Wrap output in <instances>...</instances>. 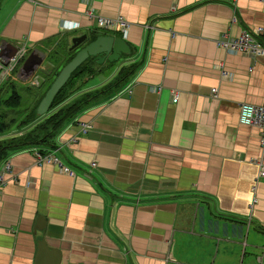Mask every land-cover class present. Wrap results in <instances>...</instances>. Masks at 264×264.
I'll use <instances>...</instances> for the list:
<instances>
[{
  "label": "crops",
  "instance_id": "crops-1",
  "mask_svg": "<svg viewBox=\"0 0 264 264\" xmlns=\"http://www.w3.org/2000/svg\"><path fill=\"white\" fill-rule=\"evenodd\" d=\"M86 11L128 28H98ZM258 26L264 0H0L1 52L24 48L0 87H31L29 100L67 60L71 34L129 48L107 71L76 66L64 89L93 94L88 107L46 147L1 161L0 264H34L40 239L38 264H264L260 130L237 119L240 103H264V55L216 44Z\"/></svg>",
  "mask_w": 264,
  "mask_h": 264
},
{
  "label": "trees",
  "instance_id": "trees-1",
  "mask_svg": "<svg viewBox=\"0 0 264 264\" xmlns=\"http://www.w3.org/2000/svg\"><path fill=\"white\" fill-rule=\"evenodd\" d=\"M61 52L68 57L65 63L74 54V51H66V47H63ZM51 57L54 58V53H52ZM112 63L105 64L104 69L107 71ZM80 64L84 71L88 70L89 72L91 67L95 65V62L91 58H88ZM74 72L75 70L72 73ZM127 72L123 75L119 74L120 76L103 88V91H107L106 96L111 93H117L119 87L127 79ZM54 73L55 75L57 74V72ZM66 86H69L68 81L54 94L47 110L39 115L35 113V108L46 89L40 95L35 96L33 103L29 105V99L26 100L20 95L21 93L16 90L13 82L7 81L0 87H4L8 91L6 96H0V104L3 107L0 111V135L12 130L15 132L0 139V163L13 151L33 146L46 147L65 124L73 121L77 115L88 107V104L92 101L93 94H66L64 89Z\"/></svg>",
  "mask_w": 264,
  "mask_h": 264
},
{
  "label": "built area",
  "instance_id": "built-area-1",
  "mask_svg": "<svg viewBox=\"0 0 264 264\" xmlns=\"http://www.w3.org/2000/svg\"><path fill=\"white\" fill-rule=\"evenodd\" d=\"M88 17H92L95 20V25L98 28L104 30L118 31L124 33L128 28V23L121 16L115 18H108L102 16H95L90 11H86ZM264 33L262 27H254L250 30H243L235 38H227L225 36L219 37L216 40L217 46L229 53H240L249 54L250 56H262L264 55V48L259 46L256 42V37ZM24 48L20 47L15 49L14 53L7 56L1 52L0 47V74H7L16 64L17 60L22 56ZM221 76H226V72L220 71ZM215 88H210V92L213 97H215ZM176 93H173L171 98L172 102L176 100ZM238 122L246 126L256 127L260 130L259 132V146L262 152H264V103L263 104H250L242 102L238 105ZM42 162H56L57 158L47 155L39 158ZM91 165L93 163L91 162ZM62 172L70 174V171L64 167L60 166ZM259 175L264 174V168L259 170ZM253 201V199H252Z\"/></svg>",
  "mask_w": 264,
  "mask_h": 264
},
{
  "label": "water",
  "instance_id": "water-1",
  "mask_svg": "<svg viewBox=\"0 0 264 264\" xmlns=\"http://www.w3.org/2000/svg\"><path fill=\"white\" fill-rule=\"evenodd\" d=\"M67 41L68 43L66 51L75 52L73 56L59 69L50 85L44 92L43 96L38 101V104L35 108V113L37 115L43 114L47 110L54 94L58 91L62 84H64L74 68L84 60L91 58L93 62L100 65L105 61L107 63L117 61L120 57V54H129V48L125 44L124 40L120 37H115L109 34H71L68 37ZM32 57L29 56L25 60L23 67H27V65H29L30 62L33 61L31 60ZM45 250V244L43 240L40 239L39 241H37V251L35 254L34 264L39 263ZM52 264H57V260L55 259Z\"/></svg>",
  "mask_w": 264,
  "mask_h": 264
},
{
  "label": "rangeland",
  "instance_id": "rangeland-1",
  "mask_svg": "<svg viewBox=\"0 0 264 264\" xmlns=\"http://www.w3.org/2000/svg\"><path fill=\"white\" fill-rule=\"evenodd\" d=\"M75 52V51H74ZM119 60V61H118ZM117 61L118 62H120L121 60H122V58H119ZM14 84H15V88H16V90L18 91V92H20L21 93V95H22V97H24L26 100L28 99L27 97H26V93H28L29 94V97H31V94L33 93V89L31 88V87H24L23 85H21V84H17V83H15L14 82ZM28 86V85H27ZM44 92V90H41V92ZM40 92V93H41ZM8 94V91H6L5 89H4V87H2V88H0V96H6ZM35 97V96H34ZM34 97H32L30 100H29V102H28V104L29 105H31L32 103H33V100H34ZM29 108V107H28ZM3 109V107H1V104H0V111ZM0 116H1V112H0Z\"/></svg>",
  "mask_w": 264,
  "mask_h": 264
}]
</instances>
